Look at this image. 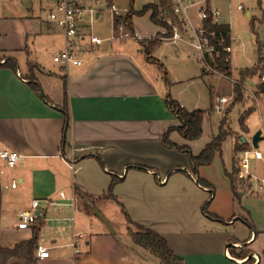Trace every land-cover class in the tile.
Wrapping results in <instances>:
<instances>
[{
	"label": "crops",
	"instance_id": "1",
	"mask_svg": "<svg viewBox=\"0 0 264 264\" xmlns=\"http://www.w3.org/2000/svg\"><path fill=\"white\" fill-rule=\"evenodd\" d=\"M78 1L82 6H91L89 0ZM130 15L131 29L141 38H149L162 29L155 23L143 29L134 23V13ZM107 16L106 32H95L103 38L100 45L92 47L85 39L79 41L77 52L83 59L80 66L69 65L65 69L55 62L60 71L58 87H51L50 78L42 69L41 75L36 73V61H27L22 72L9 54L16 63V71L0 65V148L22 155L21 162L11 170L0 161V169H6L3 185L11 177L18 180L16 188L4 187L7 191L4 197L0 190V246L11 248L29 240L37 226L40 236L44 219L36 226L19 229L15 226L17 211L28 206L33 198L49 199L51 203L42 204L40 214H48L57 236L43 243L53 246L48 258L38 259L34 251V264H160L156 256L133 242L127 225L120 231L111 228L112 217L103 212L110 201L123 217L118 202L132 222L163 236L183 264H264V206L256 209L245 206L240 196L249 193L251 183L244 185L235 180L239 192L236 198L225 174L233 167L235 136L228 134L222 142L221 154L215 153L209 165L198 168L199 176L211 188L196 182L184 149L189 147L197 155L217 133L220 123L213 125L211 113L220 96L211 97L208 109L200 108L196 101L186 103L180 95L171 96L167 92V75L162 76V85L155 69L165 70L166 74L167 70L152 55L157 46L167 42L161 41L150 52L158 66L147 57L146 41L107 39L111 26L109 12ZM87 22L88 14L84 13L80 21L84 32ZM42 25L47 31H60L61 43L53 50L54 54L63 46V34L46 19ZM172 44L178 49L191 48L183 43ZM4 51L0 49V53ZM3 62L0 60V64ZM204 70L202 63V74H206ZM31 72L47 100L25 78ZM50 73L57 77L55 72ZM63 79L70 115L65 134L60 111ZM167 93L188 110L204 111L198 139L187 140L173 129L168 133V141L174 145L163 141L168 129L180 125L166 106ZM261 93L264 90L258 95ZM241 129H246L244 120ZM239 141L246 144L245 139ZM225 143L229 150L226 159L222 156ZM71 161L72 169L68 166ZM112 177L118 179L112 189L118 202L105 196ZM60 191L75 196L73 208L59 196ZM205 203L212 216L204 213ZM90 206H95L108 223L93 218ZM8 217L13 218L9 227L12 231L2 233L7 226L1 222ZM74 232L83 234L79 240L81 253L76 255L67 246Z\"/></svg>",
	"mask_w": 264,
	"mask_h": 264
},
{
	"label": "rangeland",
	"instance_id": "2",
	"mask_svg": "<svg viewBox=\"0 0 264 264\" xmlns=\"http://www.w3.org/2000/svg\"><path fill=\"white\" fill-rule=\"evenodd\" d=\"M110 1L119 8L130 9L131 7L135 11L140 10L146 3L156 2L159 4V0H132V4L130 0ZM105 2L103 1L101 4H95L94 0L88 2L93 8L102 9L100 17L95 19L92 24L93 32L99 34H103L107 30L108 16L104 10ZM213 2L220 7L221 20L229 24L231 39H233L231 42L233 50L229 53L231 67L228 74L209 65L204 66L206 74H202V62L199 54H196L193 49L183 46L182 49H178L177 45L169 42L157 46L152 55L158 57L167 70V92L171 96L180 95L186 103L196 101L202 109L209 108L211 97L226 96L228 101L224 104L222 112L214 110L211 113L213 125L217 126L221 121L222 129L228 134H233L235 143L237 142L242 149L251 147V138L259 131L262 139L258 142L257 149L264 156V94L258 95L260 90H264V44H261L264 41V0H214ZM38 4L33 0H0V49L7 51L0 53V60H4L11 54L22 72L26 70L27 61L31 63L36 61L38 65L36 73L41 75L40 70L42 69L43 73L50 78L51 87L54 88V86L58 87L61 81L57 79L60 71L52 60V54L53 50L61 43V34L58 30L47 31L44 29L42 22L46 17V11L41 10ZM237 4H242L243 9H237ZM165 6L166 4L162 5L164 8ZM133 20L143 29L155 26L149 19L148 12L142 15L134 14ZM155 36L156 33L154 36L139 41L147 42L155 39ZM129 41L128 43L131 44L133 40ZM251 67H255L254 74L243 80L238 79L239 70ZM155 70L159 78L163 80V70L159 68ZM50 72H55L57 77H54L55 75ZM28 74L26 75L28 76ZM160 83L164 85V80ZM236 83L239 86L237 92L234 89ZM251 109L252 111L244 115ZM242 115H244L246 129H241L240 116ZM233 130L238 133H234ZM242 137L246 144L240 143L239 140ZM224 150L222 156L226 159L229 154L227 143H225ZM235 156L238 155L234 152L232 163ZM250 165L252 172L250 181L237 179L236 176L235 180L244 185L251 183L249 193L240 197H242L245 206L256 209L264 206V190L259 188L258 182L254 178H264V159H251ZM4 170L6 171L5 168H2L3 172H0V190L3 197L7 192L3 185L6 177ZM240 186L238 184V187ZM106 205L108 207L103 212L111 215V228L116 231L124 230L127 224L119 209L110 201ZM90 207L91 211H94L93 218L108 223L95 206ZM41 217L44 218L45 226L41 228L40 236L45 240L57 236L54 230L55 224L49 221L48 214H41ZM12 220V217L2 220L1 224L7 226V228H3L2 233L12 231L9 228ZM131 228L134 229V226ZM0 264H34V259L32 257L27 261L20 256L3 258L0 256Z\"/></svg>",
	"mask_w": 264,
	"mask_h": 264
},
{
	"label": "built area",
	"instance_id": "3",
	"mask_svg": "<svg viewBox=\"0 0 264 264\" xmlns=\"http://www.w3.org/2000/svg\"><path fill=\"white\" fill-rule=\"evenodd\" d=\"M38 2L41 10L46 11V21L58 27L64 37L63 46L54 52L52 60L65 69L69 65L80 66L83 59L77 52L80 40H87L92 47L102 43L103 38L93 32V22L96 19V14L99 12L97 8L91 6H82L78 0H33ZM105 0H94L95 4H101ZM214 0H166L165 8H159L158 18L164 22L162 30L156 34L158 38L165 42L183 43L191 47L200 56L203 66L209 65L207 57L212 56L215 51V46L211 38L216 36L213 30H208L206 22L210 24H220L221 9L213 2ZM164 4V5H165ZM237 9H243L242 4H237ZM105 10L109 12L111 26L110 33L107 39L118 40H141L140 36L131 29L124 17L130 15L127 8H119L112 2L105 4ZM84 13L88 14V22L85 26V32L80 23ZM120 17L119 20H117ZM154 36V35H153ZM218 44L227 52H232V39L228 44L223 43V39L218 40ZM3 61V60H2ZM228 101L226 96H220L214 103L213 108L218 112H222L224 104ZM22 155L15 151L0 148V161L7 170H11L21 162ZM264 159L261 152L252 145L250 148L243 149L238 156L237 162V179L250 180L252 173L250 172L251 159ZM68 166L72 169L73 162H68ZM0 172H3L0 169ZM260 189L264 190V178H256ZM18 180L11 177L5 188H16ZM59 196L65 200V203L71 208L75 206L76 198L74 195L66 196L63 191L59 192ZM51 200L33 198L28 206L22 207L17 211V220L15 226L19 229H28L38 225L41 220L40 209L42 204H50ZM44 219V218H43ZM73 220V216L70 217ZM83 234L74 232L67 243L71 247L74 254H80V243ZM45 239L38 236L35 256L38 259L49 257V249L53 246L44 245Z\"/></svg>",
	"mask_w": 264,
	"mask_h": 264
},
{
	"label": "trees",
	"instance_id": "4",
	"mask_svg": "<svg viewBox=\"0 0 264 264\" xmlns=\"http://www.w3.org/2000/svg\"><path fill=\"white\" fill-rule=\"evenodd\" d=\"M130 3L132 4V0H130ZM164 4H165V0H159V4L146 3L138 11H134L131 7L129 11L131 14L134 13L136 15H142L149 11L151 21L155 24L164 26L165 25L164 22H162L158 18L159 8H160L159 6H162ZM119 19L120 17L117 20ZM124 19L127 22V24L131 26V15L125 16ZM206 26L208 30H213L216 34L214 38H211V41L215 46V51L213 52L211 57L210 56L207 57V62L211 66H214V68L218 69L220 72L228 74L230 72V64H229L230 54L229 52L225 51L222 46L218 44L219 43L218 40L222 38L223 43L225 45L230 42L229 25L223 22L220 24H210L209 21H207ZM160 43L161 41L156 38L144 43V49L146 51L148 59L157 63L158 66H160L158 61L154 58H151L149 55L151 50ZM0 65H5L11 68L12 70L16 71V63L12 58L5 57L4 62L1 63ZM163 72L165 77L166 71L163 70ZM255 72H256L255 67L239 70L238 79L243 80L245 79V77L252 75ZM25 78L28 79L30 85L35 90L39 89L37 79L32 72L29 73L28 76H25ZM62 84H63L64 98H63V103L60 107V111L64 118L63 131L65 134L69 128L70 115H69L68 102H67V86L65 79H63ZM234 89L235 92L238 91L239 89L238 83L235 84ZM38 94L40 95V97L47 100V97L45 95H42L39 90H38ZM164 101L168 109H170V111L178 118V120L180 121V125L168 129V131L164 134L163 141L168 145L171 146L174 145L168 141V133L173 129L177 130L187 140L198 139L202 134V120H203L204 111L202 109L188 110L184 106H182L178 101L173 99L168 93L166 94ZM250 111L251 110H248L244 115H246ZM244 115L240 116L241 126H243ZM227 134L228 132L222 129V123L220 122L217 133L212 137L211 141L205 145V147L200 151V153L194 155L191 153L189 147L184 148L191 165V173L194 175L196 182L203 187L211 188V184L199 176L198 168L200 166L209 165L212 162L215 153L221 154L222 142L227 136ZM233 150L236 153V155H238L243 149L236 142L233 146ZM237 162H238V156L237 157L235 156L233 160L232 170L230 172L225 171V174L230 180L232 193L236 198H238L239 196V192L235 186V176L238 170L236 166ZM117 181H118L117 178L112 177L105 196L108 198H113L118 202V200L112 194L113 186ZM118 203L120 205L121 212L123 213L124 219L127 224V231L136 245L148 250L152 255L156 256L159 259L160 264H183L182 259L169 248L163 236H161L159 233L151 229L142 227L132 222V220L126 213L123 205L120 202ZM206 205L207 203L203 205L204 213L212 216L210 213L207 212ZM131 226H134V229H132ZM38 231H39V226L34 227L32 230V236L29 240L20 241L11 248H3L0 246V256H2V258L8 256H20L21 258L26 259L27 261L31 260L32 255L37 246Z\"/></svg>",
	"mask_w": 264,
	"mask_h": 264
},
{
	"label": "water",
	"instance_id": "5",
	"mask_svg": "<svg viewBox=\"0 0 264 264\" xmlns=\"http://www.w3.org/2000/svg\"><path fill=\"white\" fill-rule=\"evenodd\" d=\"M261 139V136H260V132H256L252 138H251V145L254 147V148H257L258 146V141ZM242 141H244V138L242 137L241 138Z\"/></svg>",
	"mask_w": 264,
	"mask_h": 264
}]
</instances>
